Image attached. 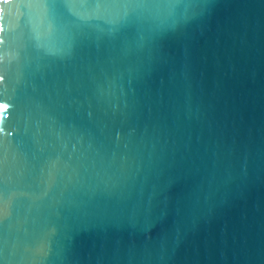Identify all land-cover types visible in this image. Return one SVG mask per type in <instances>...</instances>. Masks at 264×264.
<instances>
[{"label":"water","instance_id":"water-1","mask_svg":"<svg viewBox=\"0 0 264 264\" xmlns=\"http://www.w3.org/2000/svg\"><path fill=\"white\" fill-rule=\"evenodd\" d=\"M0 264H264V0H0Z\"/></svg>","mask_w":264,"mask_h":264},{"label":"snow or ice","instance_id":"snow-or-ice-1","mask_svg":"<svg viewBox=\"0 0 264 264\" xmlns=\"http://www.w3.org/2000/svg\"><path fill=\"white\" fill-rule=\"evenodd\" d=\"M6 108H7V105L0 104V112H4Z\"/></svg>","mask_w":264,"mask_h":264}]
</instances>
